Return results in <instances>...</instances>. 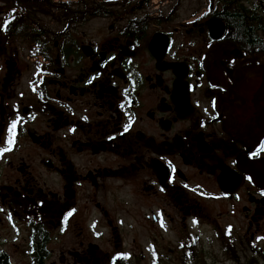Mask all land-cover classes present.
Instances as JSON below:
<instances>
[{"label":"flooded vegetation","instance_id":"obj_1","mask_svg":"<svg viewBox=\"0 0 264 264\" xmlns=\"http://www.w3.org/2000/svg\"><path fill=\"white\" fill-rule=\"evenodd\" d=\"M179 1L0 0V264H264V43Z\"/></svg>","mask_w":264,"mask_h":264},{"label":"trees","instance_id":"obj_2","mask_svg":"<svg viewBox=\"0 0 264 264\" xmlns=\"http://www.w3.org/2000/svg\"><path fill=\"white\" fill-rule=\"evenodd\" d=\"M209 1L211 3L212 0H209ZM216 1L218 4L217 6H219V9L214 11V14L216 15V17H219L223 19L224 21L237 24L240 29H243L246 31L244 35L248 40H250L251 43H256V44L264 43L263 40H256V38H258L256 33L248 31L252 29L255 30L257 28L264 29V20L261 17L260 19L257 17L251 18L250 16H248L247 18V17H243V15L241 14V11L233 10L232 6L234 4L239 3V1L237 0H216ZM245 21L247 22V24L245 23ZM254 21L260 22V24L259 25L256 24L257 26L256 25L253 26V24L255 23Z\"/></svg>","mask_w":264,"mask_h":264},{"label":"rangeland","instance_id":"obj_3","mask_svg":"<svg viewBox=\"0 0 264 264\" xmlns=\"http://www.w3.org/2000/svg\"><path fill=\"white\" fill-rule=\"evenodd\" d=\"M163 6L161 8H164V11L167 12L170 9V6L172 3H174V0H163ZM254 2H263L264 0H253ZM210 1L209 0H180L178 4V12L183 16V19L191 17L193 14H199V13H206L208 11ZM253 259L247 257L241 258L239 261V264H256L252 261ZM217 264H234L233 261L226 262L222 260H218Z\"/></svg>","mask_w":264,"mask_h":264},{"label":"snow or ice","instance_id":"obj_4","mask_svg":"<svg viewBox=\"0 0 264 264\" xmlns=\"http://www.w3.org/2000/svg\"><path fill=\"white\" fill-rule=\"evenodd\" d=\"M15 126H16V121H12L8 127L9 135L7 137V140H6V144L9 146L13 143L12 136H13V129L15 128ZM125 130H127V126L125 127ZM110 139H111V137H110ZM261 148H264V141L261 142ZM9 150H10V147L0 148V152H6ZM253 155H256V153H253Z\"/></svg>","mask_w":264,"mask_h":264}]
</instances>
